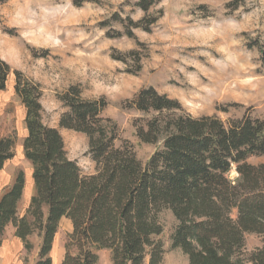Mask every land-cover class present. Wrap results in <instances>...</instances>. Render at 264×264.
<instances>
[{"label":"trees","instance_id":"1","mask_svg":"<svg viewBox=\"0 0 264 264\" xmlns=\"http://www.w3.org/2000/svg\"><path fill=\"white\" fill-rule=\"evenodd\" d=\"M99 1L70 0L76 7ZM245 1L227 0L225 8L234 11ZM155 3L138 0L144 16L137 21L127 17L122 34L134 38L132 28L149 32L162 15L161 10L157 16L149 13ZM258 50L264 65V44ZM11 73L25 110L22 152L31 165L34 192L22 215V170L1 193L0 247L11 224L26 251L33 246L29 238H39L34 264H52L53 241L65 217L72 229L61 264H96L100 250L109 252L112 264H162L160 214L169 211L176 221L170 246L181 249L188 264H264V164L247 162L250 156H264V119L194 117L177 99L152 86L141 88L123 108L145 115L132 122L135 136L159 144L142 165L128 140L115 144L118 126L102 115L105 99H85L78 85H70L58 94L66 108L58 126L87 136L94 172L84 174L68 157L59 130L44 123L38 82L0 58V91ZM15 144L14 133L0 137V171L13 158ZM232 165L235 180L228 177ZM245 233L263 236V245L247 255Z\"/></svg>","mask_w":264,"mask_h":264},{"label":"rangeland","instance_id":"2","mask_svg":"<svg viewBox=\"0 0 264 264\" xmlns=\"http://www.w3.org/2000/svg\"><path fill=\"white\" fill-rule=\"evenodd\" d=\"M155 1L149 13L157 16L161 10L162 15L149 32L132 28V38L122 33L127 17L137 21L144 16L138 0H100L80 7L70 0H0V58L40 84L43 121L48 126L66 110L58 94L70 85H78L85 99L103 97L107 105L102 115L118 126L115 144L128 140L142 165L159 144L141 142L132 122L145 115L123 108L124 101L141 88L152 86L177 99L194 117L216 115L224 122L245 115L264 119V65L258 50L264 44V0H246L231 12L225 8L227 0ZM220 24L229 33V55L223 45L208 41L211 28ZM107 31L121 34L110 37ZM24 113L11 73L0 91V137L14 133L16 144L13 158L0 173L1 184L14 179L17 171L26 174L31 168L23 156V137H17ZM63 140L69 158L84 174H92L87 136L74 134ZM247 162L264 164V156H250ZM228 177H238L235 165ZM3 190L0 187V195ZM24 206L23 200L19 215ZM160 221L165 263L187 264V255L170 246L174 217L163 211ZM67 232L61 223L53 241L52 264H61ZM29 240L33 246L28 252L9 224L2 236L0 264H34L40 240L36 235ZM262 241L261 235L245 233L244 255L261 247ZM97 263L112 264L107 250L98 252Z\"/></svg>","mask_w":264,"mask_h":264},{"label":"crops","instance_id":"3","mask_svg":"<svg viewBox=\"0 0 264 264\" xmlns=\"http://www.w3.org/2000/svg\"><path fill=\"white\" fill-rule=\"evenodd\" d=\"M51 127H55V128H57L58 130H59V132H60V134L62 135V137H68V136H73L74 134H81V136L82 137H84V134H82V133H79V132H75V131H73V130H69V129H65V128H60L59 126H58V121H56V123H54V124H52V125H50ZM26 134H27V130H26V127H25V124H24V115H23V117H22V119H21V122H20V126H19V133H18V136L17 137H25L26 136ZM69 157V156H68ZM9 161V160H8ZM7 161V162H8ZM6 162V163H7ZM28 162V161H27ZM5 163V164H6ZM28 165L29 166H31L30 165V163L28 162ZM5 166V165H4ZM2 171V170H1ZM1 171H0V173H1ZM31 173H32V169L31 168H29L28 169V171H27V173L26 174H24V188H23V192H22V196H21V199H20V201H19V203H18V209H19V205H20V203L21 202H23V200H24V204H25V206H24V208H23V211L25 210V208H26V206L28 205V202H29V199H30V197H31V195L33 194V192H34V187H33V181H32V177H31ZM27 177H29L28 179H27ZM1 180V179H0ZM26 180H28V186H26L25 185V183H26ZM12 181H13V176L12 177H9L8 178V180H6L3 184H1L0 183V187L2 188V189H5L6 187H8L11 183H12ZM32 181V182H31ZM32 184V185H31ZM61 223H64V225L67 227V231L68 232H70L71 231V229H72V226H71V222H70V220L69 219H67V218H65V217H62L61 218V220H60V224ZM62 256V255H61ZM63 257V256H62ZM165 257H163V260H162V264H166L165 263ZM61 261H62V258H61ZM96 264H98V263H96ZM188 264V263H187Z\"/></svg>","mask_w":264,"mask_h":264},{"label":"bare ground","instance_id":"4","mask_svg":"<svg viewBox=\"0 0 264 264\" xmlns=\"http://www.w3.org/2000/svg\"><path fill=\"white\" fill-rule=\"evenodd\" d=\"M228 34L229 33H228L227 28L220 24V25H215L214 28H211V36H209V38H208V41L213 43L214 46H216V47L223 45L226 49L225 53H224L225 55L226 54L229 55V51H228L229 46H228L227 41H226ZM225 87H227V86H224V89H226Z\"/></svg>","mask_w":264,"mask_h":264}]
</instances>
